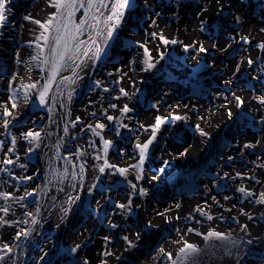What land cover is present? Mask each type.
Listing matches in <instances>:
<instances>
[{"label": "bare ground", "instance_id": "1", "mask_svg": "<svg viewBox=\"0 0 264 264\" xmlns=\"http://www.w3.org/2000/svg\"><path fill=\"white\" fill-rule=\"evenodd\" d=\"M140 1L144 4L150 2L156 8H149L148 15L132 16L134 6ZM157 2L158 0H146V3L145 0H132V6L123 10L120 24L111 27V40L97 37L99 44L107 45L101 59L90 58L91 53L89 57L81 56L77 61L81 64L76 69L77 75H73L72 68L62 71L56 78L57 83L52 85L48 93L46 105H41L39 91L50 75L49 65L44 64L43 60L48 58L49 52L43 41L37 40L42 30L23 17L31 14L34 19L44 21L56 10L50 6V0H7L6 9L10 11L5 12V20L0 22V125L4 119L11 120V124L8 131L0 126V141L3 142L0 144V162L4 159L16 160L17 157L19 160L13 165L0 163V168L8 169L7 172H0V192L9 193L13 197L24 196L25 192H34L35 195L28 196L19 203L0 201V206L8 203L12 205L9 215L4 219L10 222L28 221L0 227V245L7 243L13 247V252L0 264H42L58 256L63 250L73 254L70 260L74 257L80 259L82 249L79 248L75 253L71 249L80 245L87 237L92 238L94 227L101 221L103 226L97 239L82 253L91 264H102L104 259L108 264H171L167 258L159 257L157 250L162 246L175 258L181 245L172 241L179 240L181 236L201 249L197 264H264V204L255 203L259 195L264 193V168L257 167V164H264V136L252 141L249 135L257 129L264 132V110H259L264 104L256 99L264 97V51L257 47L264 42V32L260 31L264 29V0H198L201 6L193 8L189 18H182L185 25L179 29L172 27V24L178 26L180 18L176 14L171 15L169 9H161ZM204 8L207 9L206 12L202 11ZM110 14V11L104 12L105 16ZM237 15L242 18L239 24L235 21ZM82 16L83 10L76 14L77 22ZM140 18H145V21ZM129 19H137L144 24L139 27V32L138 28L131 29L132 24L127 25ZM153 20L155 24L152 23ZM160 23L168 25L162 28ZM109 25H113V22L110 21ZM209 27L212 28V33L205 31ZM108 30L109 28H105V32ZM152 33H163L182 43L165 47L152 37ZM240 35H248L251 43L230 39L235 37L238 41ZM80 38L87 40L88 32L85 31ZM38 42L41 48L35 46ZM125 43L130 44V47L123 49ZM141 43L146 44L153 57L157 58L153 61L155 67L151 70H144L146 66L142 63L144 50L139 47ZM193 43L196 48L184 50V45ZM157 46L159 52L156 50ZM200 46L207 51L199 52ZM160 53H163L162 58ZM230 53H235L236 58L230 59ZM108 59L111 60L109 63ZM248 59H252L253 64L249 65L246 62ZM103 60L106 61L102 63ZM187 60L190 61L191 72L172 71L171 68L186 64ZM171 72L176 81L163 90L165 86L161 85L160 80ZM208 76L209 80L214 78V87L211 86L209 92L196 98L190 86L209 82L205 79ZM12 77H16L15 81H12ZM62 79L64 82L60 83ZM96 81L101 82L100 88L95 87ZM244 81L252 84L245 87L242 85ZM184 83L190 86H184ZM28 84H36L37 87H24ZM177 84L183 85V88H177ZM104 87L109 91H103ZM120 88L129 95L122 96ZM174 89L182 92L183 96L178 100L174 98L175 104L172 107L173 98L169 93ZM153 90L155 91L152 92ZM147 92L150 93L145 96ZM69 93L72 94L70 100ZM233 93L244 100L242 107H237ZM117 96L120 98L116 99ZM10 98L15 99L16 109H12ZM126 102L135 105L129 107L131 112L122 115L121 110ZM3 106L13 111L15 119L3 117ZM229 110L232 112L231 118L228 116ZM93 112L96 116L91 115ZM105 112L113 117L112 121L106 119ZM170 113L185 119L161 125L157 139L150 146L140 169L130 167L139 164L136 145L143 144L150 138V126L155 124V117L168 116ZM239 119L245 120L246 125L242 129L244 134L232 137L236 149L229 146L232 141L227 145L226 151L223 148L219 151L198 149L209 145V148L216 150L214 143L222 136H228L223 131L229 126L233 127ZM96 123L106 125L101 135L104 139L113 141L114 146L107 155L103 151V141L88 127H94ZM252 123H257V128ZM122 124L127 127H121ZM141 124L145 127L141 128ZM177 124L186 128L183 130V135L187 137H182L184 142L171 140L176 135ZM197 124L208 133L207 136L202 137L196 131ZM66 126L67 134L64 132ZM115 128H119V136L113 131ZM145 128L149 130L145 131ZM29 131L40 132L38 147L24 139V134ZM13 137H16L15 151L8 152L13 147ZM166 141L173 146L169 147ZM197 141H202L203 145L196 148ZM257 141L261 144L253 149L243 147L246 143L256 144ZM185 150L187 154L180 155ZM203 153L214 155L215 161L209 162L210 167L203 164L202 160L206 156ZM229 156L234 159L228 161ZM105 159L117 167H128L126 177L113 168H106L101 173L99 169ZM165 161L168 163L165 164ZM21 163L25 165L24 168L19 167ZM225 173L228 174L227 177ZM237 173L241 175L237 176ZM171 174L174 175V181L187 176L194 178L193 182L199 187H208H204L206 194H202L201 190L187 196L177 197L172 194L171 200L175 202L164 204L173 209L170 212H179L177 216L181 220H187L186 224L190 226L187 229H194L189 234L177 232V229H181L179 224L165 223L163 217L156 215L157 205L148 212L143 205L146 196L138 195L139 188L146 189L148 195H151L154 191L152 184L156 187L161 185L157 178H165ZM138 175L142 178L138 179ZM25 177L32 178L22 179ZM132 184H136L137 189L134 190ZM241 186L254 195L245 197L238 191ZM100 187L103 191L96 196ZM208 196L211 197L205 199ZM212 197L219 203L214 202ZM225 197L230 199L226 200ZM129 200L131 211H122L116 207L117 203L127 204ZM195 203L203 211L206 206L213 208L212 211L208 208L206 211L214 219L208 220L199 212L194 213ZM22 204L26 207L21 206ZM176 204L180 205L178 209L175 208ZM241 209L253 219L241 215ZM88 210L93 212L85 226L66 236L67 226ZM135 212L137 214L130 217ZM26 213H33L37 224L33 225ZM188 217L192 218L187 219ZM149 221L159 227L146 228ZM197 221L201 222L196 224ZM244 222L248 226L247 233L236 228ZM111 223L119 227L111 228ZM172 225L170 235L157 240L160 229ZM21 229L29 231L30 235L27 239L17 241L14 237ZM210 230L230 234L237 245L217 240L205 241L203 235ZM137 232L141 233L139 241L158 247L152 248L154 251L149 254L142 251V248L125 251L127 245L122 237L127 235L134 239ZM196 232L202 235H196ZM106 236L110 237V244L103 239ZM248 240L253 242L248 244ZM20 246H25L23 250L26 253L22 252ZM106 250L119 255L120 259L102 256ZM154 255L157 256L155 260L152 258Z\"/></svg>", "mask_w": 264, "mask_h": 264}, {"label": "snow or ice", "instance_id": "2", "mask_svg": "<svg viewBox=\"0 0 264 264\" xmlns=\"http://www.w3.org/2000/svg\"><path fill=\"white\" fill-rule=\"evenodd\" d=\"M219 2V0H217ZM6 3L7 0H0V22L5 20V12L10 11V9H6ZM146 3V0H145ZM50 6L55 8V13L51 14L46 20L41 21L38 19H34L31 14L25 15L23 19L25 21H28L32 24H36L39 26V28L42 30L40 32V35L37 37L38 41H43V44L45 47H47L49 56L48 58L43 60L44 64L49 65V72L50 75L48 77L47 83L42 87V89L39 91V101L41 105H46L47 103V96L50 92L52 85L57 83V76L62 72L69 68H72L73 75H77L76 69L81 67L80 63H77V61L80 60L81 56L89 57V54L91 53L90 58H94L95 60L101 59V57L105 54V48L106 43L102 46L97 42V37H104L106 40H111L113 36V32L111 30V27L118 26L121 22V19L124 15L125 9H128L132 6V0H114V2H111V0H50ZM147 6V4H146ZM83 10V16L79 19L77 22L76 20V14ZM110 11V15L105 16V11ZM202 11L206 12L207 9L204 8ZM159 15V13H157ZM241 17L237 15L235 17L236 23L241 22ZM113 22V25H109V22ZM155 24V20L152 22ZM105 28H109L107 32H105ZM203 30V29H201ZM85 31L88 32V38L87 40H83L80 37L84 35ZM261 32H264V29L260 30ZM154 39H158L160 41V44L167 47L169 44L175 45L177 43H182V41H178L175 38H168L163 33H152L151 34ZM230 39H233L235 42L242 41L245 44H250L251 40L248 35H240L239 40L237 41L235 37H230ZM92 45H95L93 48ZM37 48H41V44L38 42L35 45ZM230 46V45H229ZM139 47L144 50V58L142 60V63L146 66L144 70H151L153 67H155V63L153 62L157 58L153 57L152 52L149 50V48L146 46V44L141 43L139 44ZM257 47L264 51V42H261L257 45ZM189 48H196V44H190V45H184V50L188 51ZM157 52H159V46H157ZM199 52H206L207 50L200 46L198 48ZM162 58L163 53L159 54ZM33 59H36L35 57ZM19 62V61H18ZM158 62V60H157ZM82 63V62H81ZM132 63H135L133 61ZM247 63L249 65L253 64L252 59H248ZM75 65V67H73ZM237 71H239V65L237 66ZM109 75H112V73H109ZM16 77H12V81H15ZM63 79L60 81V83H63ZM227 83H230L227 82ZM101 82L96 81L95 87L100 88ZM12 87V84H9V88ZM24 87L29 89H34L37 87L36 84H28L24 85ZM103 91L107 92L109 89L107 87L103 88ZM120 93L122 96H128L129 93L126 92L123 88H120ZM71 93L68 94V99H71ZM234 99L236 101L237 107H242L244 100L240 96H236L233 93ZM13 97H15V92L13 93ZM120 97L117 96L116 99H119ZM12 99L11 107L12 109L17 108V104L15 102L14 98ZM227 99V97H225ZM259 103L264 104V97H256ZM111 107L115 108V105H111ZM227 107V105H225ZM132 109L128 107L127 104L124 105V107L121 110L122 115H127L129 112H131ZM3 117H12L15 119V116L13 115V111H11L7 106H3ZM91 115L96 116V113L93 112ZM104 115L106 116V119L108 121H112L113 117L111 115H107L105 112ZM228 116L231 118L232 112L228 111ZM182 119H185V117H182L180 115H173L169 114L168 116H156L155 117V124L150 126L151 128V136L144 142L143 144L137 143L136 148L139 150V164L138 165H132L130 167L140 169V167L143 164V161L146 159L150 146L153 145V143L157 139V132L159 131L161 125L168 123L169 121H180ZM77 122H79V117H77ZM11 124V120L4 119L2 126L5 131H8L9 125ZM74 126V125H73ZM89 128H91L92 133L96 136H99L100 139L103 141V151L104 154L107 155L109 149H111L113 145V141L104 139V137L101 135L103 130L105 129L106 125L103 123H96L93 127L92 125H88ZM121 127H127V125H121ZM141 128H144L145 126L143 124L140 125ZM99 129L100 131H97ZM149 129L145 128V131H148ZM115 134L117 136L120 135L119 128L113 129ZM196 131L199 132V134L203 136H207L208 133L205 132L199 124L196 125ZM65 134L68 132L67 126L64 128ZM24 139L29 140L30 143H35L36 146H39V140H40V132H32L29 131L24 134ZM3 142L0 141V144ZM13 147L8 149V152H14L15 151V144H16V137L12 138L11 141ZM261 142L257 141L256 144L252 143H246L243 147L245 149H253L257 147V145H260ZM31 151V149H30ZM187 150L185 152L180 153V155H186ZM243 155V153H241ZM97 159H100V157H97ZM234 157L229 156L228 161H232ZM16 160H19V157L16 158ZM16 160L13 159H4L2 164L4 165H13L16 163ZM168 162L165 161V164ZM19 167L24 168V164H19ZM257 167L264 168V164H257ZM106 168H113L115 169V172L119 173L121 176H125L129 172L128 167H117L115 165L109 164L107 159L104 160L103 166L100 167L99 171L103 173ZM7 168H0V172H7ZM83 171V166L81 165V172ZM161 172H163V169H160ZM237 176H240V173L236 174ZM228 174L225 173V177H227ZM32 177H25L22 179H31ZM138 179L142 178L138 175ZM15 179V177H13ZM93 187H96L93 185ZM132 188L135 190L137 189L136 184H132ZM238 191L242 193L245 197H251L253 196V192L246 190L243 186H241ZM34 192H25L24 196L21 197H13L11 194L6 192H0V201H15V202H21L24 201L28 196H34ZM138 195L140 196H147L148 192L144 188H139ZM213 201L217 204L219 201H216L215 197H212ZM225 199H230V197H225ZM255 203L258 204H264V193H261L258 197V199L255 201ZM23 207H26V205H21ZM116 207L120 208L122 211L127 210L131 211V200L127 204L123 203H117ZM180 205L176 204L175 208H179ZM235 207V206H233ZM12 205L10 203L5 204L3 206H0V213H3V216H0V227L4 225L11 226L12 223L19 224V223H27L28 221H21L17 220L14 222H10L4 217L9 215V212L11 211ZM173 209L166 208L163 211H158L156 215L161 216L164 218L165 223H172L173 219L179 220L180 217H171L168 215L170 211ZM230 210V209H229ZM195 211L199 212L201 216H205L208 220H213L214 217L210 215L207 211H203L200 207H197ZM39 212V209H37V214ZM241 215L248 216V219H253V217L244 212L243 209L240 210ZM27 216H29L31 223L33 225L37 224V220L34 217L33 213H26ZM192 217H188L187 219H191ZM235 221V217L232 218ZM199 222V221H197ZM239 223V221H236ZM59 225H57L58 227ZM111 228H117L119 225L115 223L110 224ZM146 228H158L159 225L153 224L151 221H149L146 226ZM242 232L247 233L248 226L241 225ZM194 229L188 228L187 232L191 233ZM177 232H179V229H177ZM30 235L29 231H25L24 229H21L19 232L16 233V236L14 237L15 240L20 241L21 239H27ZM196 235H202L199 232H196ZM107 244L111 243L110 237H104L103 238ZM122 239L125 241L127 247L125 248V251H128L129 249H134L138 246V242L141 239V233L137 232L135 234L134 239H130L129 236L125 235L122 237ZM203 239L205 241H224L229 242L231 245H237V241L234 240L230 234L221 233L217 230H210L206 234L203 235ZM253 241L248 240L247 243L251 244ZM174 244L181 245L178 249V255L174 258L173 254L170 251H167L164 247H160L157 250V255L162 258H167L168 261L171 262V264H197V258L201 252V249L194 243H191L187 241L186 239L181 236L179 240L172 241ZM80 248V245L77 244L75 247L71 249V252L75 253ZM13 252V247L9 246L7 243L0 245V262H3L7 256H9ZM102 256L108 257V256H115L117 260L120 259L119 255H116L111 250H106L102 253ZM43 258V257H42ZM154 260L157 258V256L152 257ZM82 264H89V261L85 258L83 259ZM102 264H108V261L106 259L102 260Z\"/></svg>", "mask_w": 264, "mask_h": 264}, {"label": "rangeland", "instance_id": "3", "mask_svg": "<svg viewBox=\"0 0 264 264\" xmlns=\"http://www.w3.org/2000/svg\"><path fill=\"white\" fill-rule=\"evenodd\" d=\"M151 2L152 1H154V0H150ZM158 4H157V6H159L161 9H169L168 11L171 13V15H173V14H176V16H177V18H180L178 21H177V24H178V26L175 24V23H171L172 24V27H174V28H180V26L181 27H183L185 24H184V22H183V20H182V18L183 19H185V17L186 18H189V16H190V14H191V12H192V9L194 8V9H197V8H199L201 5L198 3V0H158V2H157ZM168 4H170L169 5V8H168ZM198 4H199V6H198ZM149 8H151L152 10H154L156 7L155 6H153L152 5V3H150V2H147V6H146V4H144V3H142L141 1L140 2H137L136 3V5L134 6V8H133V10H132V16H135V15H148V11H149ZM150 12V11H149ZM243 14V13H242ZM179 16V17H178ZM130 19H132V17H130ZM130 19H129V21H128V23H127V25L129 24H132L130 27H131V29H136L137 30V28L139 29L138 30V32L140 31V28H141V25H144V24H142V22H139V21H137V19H133V21H130ZM142 21H145V18H140ZM200 20H202L201 19V17H200ZM135 21V22H134ZM137 21V22H136ZM131 22H133V23H131ZM174 22V21H173ZM161 24V23H160ZM168 25V23L167 24H161V27L163 28L164 26H167ZM160 26V25H159ZM140 27V28H139ZM161 27H160V29H161ZM169 27V26H168ZM208 30H205L206 32H211L212 33V28L211 27H209V28H207ZM151 30V29H150ZM125 31H127V30H125ZM257 31H259V30H257ZM137 32V31H136ZM127 41V40H126ZM127 43H129V42H127ZM127 43H125L124 45H123V49H127L128 47H130V44H127ZM228 56L230 57V59L232 58V59H234V58H236V54L234 53V55L232 54V53H230V54H228ZM105 59V58H104ZM107 60V59H106ZM106 60H103L102 61V63H104ZM111 60L110 59H108V61H107V63H109ZM246 62H247V60H246ZM220 66H221V64H220ZM171 69H173L172 71H176L175 73H177V72H187V73H189V72H191L190 71V61L189 60H187V63L186 64H183V65H178L176 68H171ZM168 74H172V72L171 73H168ZM168 74H166V76L163 78V80H160V83H161V85H163L164 84V88H162L163 90H165V88L166 87H168V86H170L173 82H175L176 80L174 79V73L172 74V75H168ZM206 80H209V76L208 77H206L205 78ZM214 78H212L211 80H209V82H206V81H204L205 83H201V84H194V85H191L190 86V84H187V83H184L183 85L184 86H190L191 87V92L193 93V95L197 98L198 97V95H200V94H204V93H206V92H209V90H211L212 88H211V86L212 87H214L213 86V83H214ZM250 83L252 84V82H247V81H244L243 82V86L245 85V87L247 86V84L248 85H250ZM178 85V87L177 88H179V89H182L183 88V85H181V84H177ZM155 90H153L152 92H154ZM223 91H225V92H227L226 90H223ZM186 92V91H185ZM150 92H147L146 93V95L145 96H147V94H149ZM187 94H190L189 92H186ZM228 93V92H227ZM169 96L171 97V98H173L172 99V101H171V103H172V107H174V104H175V99L176 100H178V99H180V98H182V96H183V93L182 92H180L179 90H170V93H169ZM175 98V99H174ZM219 103L221 102V100H219L218 101ZM126 104H127V102H126ZM132 105L134 106L135 105V103H132ZM132 106V107H133ZM252 109L254 108V106H252L251 107ZM141 109H143V108H141ZM259 109V108H258ZM259 110H264V107L262 106ZM251 113V112H250ZM217 119H218V117H216ZM240 121H237L235 124H234V126L233 127H230L229 126V128L227 129V130H225V131H223V133H225V134H228V136H222L221 138H223V139H221V138H219L215 143H214V145H215V147L217 148L216 150L214 149V148H209L210 146L209 145H203V144H201L202 143V141H197L196 143L198 144L197 146H195L196 148H198L199 147V145L201 144V145H203V146H201L200 148H198L200 151H219V149L220 148H223V151H226L227 150V145L230 143V141H232L230 144H229V146H233V148H235L236 149V147H235V143H234V138H235V134H237L238 136H240V134H244V133H242V129L244 128V126L246 125V122H245V120H243V119H239ZM252 126H254V127H256L257 128V123H252ZM236 130H235V129ZM186 128L185 127H182V126H180L179 127V124H177L176 126H175V133H176V135H174L173 137H172V139L171 140H175V141H177V142H184V140H183V138L182 137H185V138H187L186 136H184L183 134H185V132L183 131V130H185ZM239 129V130H238ZM252 131V130H251ZM184 132V133H183ZM245 134H247V133H245ZM236 135V136H237ZM249 135H250V137H251V140L252 141H254V140H256V139H258L259 137H261V136H264V132H260V131H258V129L256 130V132L254 131V132H251V133H249ZM232 137H234L233 139H232ZM169 141H166V144H168V146L169 147H172L173 145L172 144H170V143H168ZM226 143V144H225ZM232 149V148H231ZM232 151H235L234 149H232ZM206 155V156H205ZM203 156H205L204 158H203V160H202V162H203V164H205V165H207V166H211V164L209 163V162H211V161H215L214 160V155L212 154V153H207V154H204L203 153ZM217 159H219V158H217ZM216 159V160H217ZM208 163V164H207ZM213 163V162H212ZM144 167V166H143ZM203 168H205V166L203 167ZM226 168H228V166H226ZM193 180H194V178H188L187 176H185V177H182V178H180L179 180H177L176 181V183H178V184H181V183H187L188 184V191H190L191 190V183H193ZM174 186V185H173ZM173 186H171V187H166V189H164V190H170V192H171V190H173ZM205 186H201V191H202V194H206L207 192L205 191V188L207 189L208 187H205ZM102 191H103V188L102 187H100V188H98V190H97V194H96V196H99L101 193H102ZM205 191V192H204ZM209 193V192H208ZM99 194V195H98ZM172 192L171 193H167V194H160V193H158V191L157 190H154L152 193H151V195H148V196H146L143 200V205L145 206V208L147 209V211L149 212V211H151L152 210V208L154 207V206H156L157 205V211H163L164 209H166L167 207L169 208V205H166V207L164 206V204H169V203H174L175 201L174 200H171V198H173L172 197ZM174 195V194H173ZM177 197H179V196H177ZM211 196H208V197H206L205 199H207V198H210ZM170 206H172L171 204H170ZM195 208L194 209H196L197 207H198V205H196V203H195ZM208 208V206H206V208H205V210L204 211H206V209ZM208 209H210V211H212L213 210V208L211 209V207H209ZM93 212V211H92ZM91 212V210H88V212H86V213H82L75 221H73V222H71L68 226H67V228H66V236L67 235H70V234H73V233H76L77 231H79V229L82 227V226H85V224L87 223V221L86 220H89V218L92 216V213ZM172 212H169L168 213V215L169 216H172L173 218L174 217H176L177 215H178V213L179 212H177V213H172ZM194 213H198L197 211H194ZM137 213L135 212V213H133L130 217H132L133 215H136ZM195 216H197V214H195ZM198 217V216H197ZM141 221V220H140ZM186 222H187V220H181V219H179V220H176V219H173L172 220V223H176V224H179L180 225V228L181 229H179V232H181V233H185V234H189V232H187V227H190L189 225H187L186 224ZM201 221H199V222H196V224L197 223H200ZM141 224V223H140ZM71 225V226H70ZM241 225H243V224H240V225H237L236 226V228H238V229H241ZM173 228V225L172 226H170V227H163V228H161L160 229V231H159V237H157L158 239L157 240H160L161 238H163V237H167V235H170L169 234V232H170V229H172ZM184 228V229H183ZM163 229V230H162ZM68 230V231H67ZM70 230V231H69ZM183 232H182V231ZM167 231V232H166ZM187 232V233H186ZM166 235V236H165ZM155 238H156V236H155ZM88 244H89V241L88 242H86L85 243V246H88ZM146 244V245H145ZM142 245V246H141ZM155 247H158V246H155V245H153L152 243H149V242H146V241H139V244H138V246L136 247V249H143L142 251H145V252H147L148 254L149 253H152L154 250L152 249V248H155ZM20 248H21V250H22V252H24V253H26L23 249H25V246H20ZM139 254H141V252L139 251ZM69 256V253L68 252H62L61 254H59L58 256H56V257H53L50 261H44L42 264H82V262H83V259H85V256L84 255H81L82 257L80 258V259H77V258H75V259H71L70 261H68V262H64V260H65V258H67Z\"/></svg>", "mask_w": 264, "mask_h": 264}]
</instances>
